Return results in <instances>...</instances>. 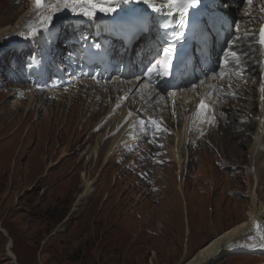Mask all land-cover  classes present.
I'll return each instance as SVG.
<instances>
[{
    "label": "rangeland",
    "instance_id": "374dc122",
    "mask_svg": "<svg viewBox=\"0 0 264 264\" xmlns=\"http://www.w3.org/2000/svg\"><path fill=\"white\" fill-rule=\"evenodd\" d=\"M23 1L25 4L15 0L12 4L14 7L21 5L25 13L29 2ZM4 5H0L2 12L5 11ZM2 12L0 31L7 29V22H10L3 19L5 16H2ZM79 20L84 23V32L95 28L94 23L85 17L75 21L58 19L49 26L60 38L54 48L61 51L64 48L61 41L65 37L80 33L78 28L75 32L71 27H79ZM13 25L14 22L10 24ZM65 31H68V35ZM22 36L10 38L9 42L6 41L7 45L0 48V199H3L4 205H0V221L15 243L14 252L18 255L19 264H185L189 255L181 258L184 231L189 233L187 246L193 257L216 236L233 230L247 220L249 193L253 191L255 183L250 177L246 178L243 172L252 156L249 155V148L254 134L255 109L245 115L246 111L239 107L238 113L243 114L250 123L246 127L245 139L237 138V151L232 144L228 145L230 148L223 149L225 155L219 151L223 162H228V165L222 162L224 165L217 170L208 162L212 149L199 147L195 152V148H190L183 201L177 193L173 176L175 167L164 152L160 153L161 159H155L153 147V151L150 149L147 155L149 159L141 160L142 165L129 163L134 151H120L115 152L99 170L104 147L120 130L109 137L107 133L105 135L96 130L95 126L105 115L109 104L115 103V92L121 95V86L117 82L107 84L106 88L104 85L103 92L95 93L94 97L89 89L102 86L101 83L77 81L70 87L58 89L55 96L51 87L35 91L22 87L26 82L32 85L33 71L41 69L32 66L33 60L29 64L32 54L25 53L23 56L18 51L22 58L12 54L10 42L23 44L25 39ZM46 36L47 33L29 39L37 43L43 41L46 47ZM33 50L34 46L30 52L33 53ZM57 56H52L51 64L60 62ZM60 57L63 55L60 54ZM19 59L21 62L17 65ZM27 77L30 78L26 82L22 81ZM248 81L243 80L240 87L235 86L240 88L243 96L248 87L243 84ZM61 90L64 93L61 94ZM45 91H49L51 98L42 101L40 93ZM97 96L103 100L105 112L93 115L91 108L96 106L94 99ZM139 96V93L133 92L128 100L138 104ZM236 99L245 101L239 94H236ZM252 103H255V97ZM161 107L154 106L149 111L154 116L158 112L161 115L160 111H156ZM169 108L165 105L167 114L171 113ZM146 113L136 112L140 118ZM166 118L169 116H164ZM233 120L234 117L231 123ZM225 124L228 125L227 122ZM102 133V141L105 142L100 143L97 156H86L96 144V137ZM20 141L24 144H20ZM196 155H203L207 160L205 164L197 165ZM58 161L62 162L57 166ZM52 163L55 169L41 179L42 169L45 167L46 170ZM153 172L165 174L163 180L153 179ZM81 175L90 182L92 192L88 198L76 201L80 191H84ZM259 182L256 190L259 189L257 193L260 192L262 196L264 173ZM16 201L20 212L9 208ZM213 230L214 238L210 237ZM257 245L254 244V251L229 249L231 251L223 253L210 264H264V251H256L260 244ZM6 250L7 240L0 234V264H12Z\"/></svg>",
    "mask_w": 264,
    "mask_h": 264
},
{
    "label": "bare ground",
    "instance_id": "6f19581e",
    "mask_svg": "<svg viewBox=\"0 0 264 264\" xmlns=\"http://www.w3.org/2000/svg\"><path fill=\"white\" fill-rule=\"evenodd\" d=\"M13 1L14 0H0V5H3L5 3V11H1L2 7L0 9V12L3 13L2 16H5L3 19H7V21H10L7 22V29L5 28L0 31V39H2L0 41V46H2L3 43L6 41L9 42L10 38H16L19 35H23L22 37L26 38V34L29 32L30 28H35L39 30L43 27V25L40 24L38 21V13L35 7L33 6V2H29L28 7L24 13V10L22 11L21 5L20 7H14V5L12 4ZM15 1H17L19 4H25L23 0ZM48 3H55V0H45V4ZM259 3L260 0H253L252 6L247 5L248 9L252 10L251 13H249V15L247 16V18H249L248 23L243 26L245 29H248L250 27L254 28L258 24V13L256 11L255 6ZM13 8L15 9L12 13L11 10ZM145 8L146 6L142 4L125 3L124 0H121V9H123V11H120V14L118 16H105L103 13L97 12L96 18L94 20L89 19L88 21H92V23H94L95 25V28H100L101 19H122L127 15L128 10L130 9L144 11ZM19 10L21 12L18 14ZM84 10H86V8L78 9V11ZM39 11L44 12V9H40ZM53 11L55 12L53 22L57 21L58 19L75 21L80 17H83L78 13H73L71 11V7L64 8L62 4L60 5V8L58 10L54 9ZM150 11L151 10L145 12V15H147ZM227 15H229V13ZM12 22H14V25L10 26ZM71 27L73 29L72 31L76 32V28L78 27H75L74 25H72ZM82 27H84V23L82 24ZM111 29L113 30L114 27ZM84 31H86L85 27L80 29V33H83ZM75 32L72 33L74 34ZM45 34L46 33H42L35 37L27 38H39ZM65 39L66 37L63 39V41H65ZM61 51H58V48H53L51 56L56 57V55H58L57 57L59 58H57V60H59L60 62H58L57 65L60 66L61 70L66 73L68 69L72 68V63L67 58V55L64 52V48ZM60 54L63 55L62 58L60 57ZM50 59L52 60L53 58L51 57ZM51 60L45 62L48 64L46 70L51 64ZM64 65H68L67 68L64 67ZM191 66L194 67V65ZM248 68L250 70V73L247 77L250 78V80L247 83L243 84L248 86L245 89L246 94L243 96L244 93L241 94L242 91L240 90V92H238L236 88V91L233 92L235 93V95L239 94L240 96H242L245 101L240 102V100L238 101L236 99L234 101L227 102L226 104H223L226 102V100L220 101L218 105H215L213 103L212 107L214 108L215 120L213 126L211 127L206 121L207 119L212 118V113L209 112L207 109L204 112H201L200 114H198L197 112L195 100H197V98L202 95V92L194 89L189 90L187 93H180L179 95H177V98L180 101H177L172 104L171 99L170 101L168 99L160 101L156 97V95H154L150 90L143 88L141 85L137 90L136 83L134 82V80L124 81L125 84H122L119 89V93L121 95L115 92L116 101L113 104H109V107L106 112L105 109L103 110V100L99 96L94 99V101L96 102V106L91 108L93 115H99L100 113L103 114L105 112V115L101 118L100 121H98L96 126L94 125L96 127V130L105 133V135L107 133V136L109 137H111L116 131L120 130L116 135H113V137L108 141V143L104 147L105 151L100 161L99 170L105 166L107 161L114 155L115 152L120 151H134V157L132 159H129V163L138 162L139 165H142L141 160L143 158H148L147 155H149V151L153 147L156 151L155 159H161L160 153L164 152L167 154L170 162H172V166L175 167L173 171V176L178 187L177 193L182 197L183 201H185V176L189 171L188 163L190 148H195V152L199 149V147H202L204 150L212 149L213 153L210 154V156L208 157V162L210 164L212 163L211 165L217 168V170L221 168L224 164L228 165V162H223L222 155L220 154V152L223 151V154L225 155L224 150L225 148H230L228 147L229 144H232L235 150L238 149L237 147L239 145V141L237 140V138L240 137L241 139H245V137L247 136L246 127L248 126L247 124L250 123V121L245 120L243 114L241 115L240 113H238V111L240 110L239 107H243L242 109L246 111L245 115H248L249 113H251L252 109H255V113L253 111V116H255V123L253 126L254 134L251 137L252 142L249 148V155L251 154L252 156L250 155L251 160L248 161L249 164L243 172L246 178L250 177V179H252L255 183L253 191H250L249 193L248 206L246 212L247 220L245 222H241L233 230L226 231L224 234L217 238L215 237V239H213L209 244L205 245L199 251H197L196 254L191 257L185 264H210L215 259L220 258L223 253H227V251L236 249L254 251V244H260V246L262 244L261 247L259 246V248L257 247L258 249L256 248V251H264V239L261 238L264 237V194H262L261 196L259 195L260 192L257 193L259 189L256 190L259 187V180L262 177V174L264 173V99H262L264 93H261L260 91L261 85L258 80V67H255L254 60H251L248 63ZM254 75L256 76L255 78ZM73 83H71V85H73ZM233 84L235 86H240V82H234ZM71 85L67 83L63 88H67V86L70 87ZM133 92L134 94L139 93L140 95L138 104H136V101L135 103H133L132 101L128 100L129 95ZM27 96L32 95L28 94ZM254 97L255 103H252ZM39 98L40 100H42V97ZM87 98H89V95ZM171 98H173V96H171ZM108 99H110V95H108ZM32 103L33 101H31V104ZM165 105L166 107L170 106V114H167V112L165 111ZM14 106L20 107L19 104H14ZM154 106H162L161 109L163 111L160 112L161 116H169V118H166L165 121L161 117V125L159 126L164 129L163 131L157 132L155 131V128L152 129L151 121L155 120V116L149 110ZM170 108L168 109L169 111ZM138 110L142 112L147 111V113L143 115L142 118H140L136 114ZM223 112H226L227 116V118L224 120L223 116L221 115V113ZM144 117L146 118V121H149L147 123V134H145L143 128H139L140 120ZM233 117V122L229 125H226L225 123L227 121H232ZM216 123L217 125H215ZM133 125H136V127L134 128ZM137 128H139V130H137ZM103 133L99 134V136L96 137V144L90 149V152L86 156H97V153L99 151L98 149L100 148V143L102 142L103 144L105 142L102 141ZM146 139L148 140V142L144 144L147 141ZM117 158L121 160L119 156H117ZM223 158L227 160L225 156H223ZM195 159L197 165H203L207 161L205 160V157L203 155H196ZM222 162L224 164H222ZM152 175L154 176L153 179L155 180H163L165 174L163 175V173L153 172ZM81 177L82 187H84V191L78 196V199H82L85 197L88 198L92 192L90 182L86 180L84 175H81ZM237 233L238 235H236ZM232 237H234V239ZM225 243L229 244L223 246L225 245ZM12 245L13 243L11 240V243H8V248L10 246V249L8 250L9 254H13L11 252ZM260 248L263 249L260 250Z\"/></svg>",
    "mask_w": 264,
    "mask_h": 264
},
{
    "label": "snow or ice",
    "instance_id": "6c2138e0",
    "mask_svg": "<svg viewBox=\"0 0 264 264\" xmlns=\"http://www.w3.org/2000/svg\"><path fill=\"white\" fill-rule=\"evenodd\" d=\"M125 3H135L142 4L146 6L144 11L137 9H130L125 17L122 18L121 22L114 27L113 31L116 36L120 38L123 46L127 48L130 44L135 46V44L143 38L146 32L152 31L153 22L145 15V12L151 10L152 13L162 12L165 16H179L178 21H173L176 28L172 31L171 36L168 35V31L171 28V24L165 20L163 23L157 25V30L160 34V41H157V52L153 60L149 61L145 66L143 73L141 74L140 80L136 81V88L139 89L140 85L146 79L149 84L154 77L161 78L165 76H172L176 72L182 71V68L187 66V61L190 58L187 49L180 51L176 47V41L179 38L185 40L189 39L188 32L191 33V43L193 47V53L191 59H196V47H199L201 52L204 51L207 46V37L212 34V27L215 26L216 19L222 17L225 13L222 9L231 7L234 0H124ZM244 2L252 6L253 0H244ZM35 9L38 13V21L43 27L39 30L35 28H30L29 32L26 34L27 37H35L42 33H47L46 36V47L40 52L35 53L29 58V64L36 58L47 57L51 55V52L58 39V34H54L49 26L53 25V18L55 12L58 10L62 4L64 8L71 7L73 13H78L79 15L86 17L88 19H95L97 12L103 13L105 16L119 15L121 9V0H55V3L45 4V0H34ZM159 5V6H158ZM79 8H86L84 11H78ZM40 9H44V12H40ZM173 9H176L174 12ZM191 10V12H190ZM264 12V7L261 8ZM154 19V18H153ZM188 29V32L185 31ZM239 28L233 25V35L234 39L230 40L225 46L218 57V62L215 67H211L208 72L205 73L206 79H212L219 77L220 80H229L226 89H231L235 85L230 81V73L226 69H231L235 72L240 61V56L245 53L236 50V44L242 39L249 38L241 37L237 35ZM258 35V39H256ZM88 38L80 34L78 40H73L69 38L64 41L65 54L69 59H71L75 54V49L73 48L74 43H79L80 41H86ZM252 40H255L257 44L260 45L261 54L264 55V23L261 24L259 32L253 31L249 38V48L253 45ZM162 42V43H161ZM83 47V45H81ZM90 48H101L100 43H93L89 46ZM94 55H99V53H94ZM259 59V58H258ZM123 63V61H121ZM127 68L128 65H125ZM203 84L204 81H200ZM199 87V84L196 85ZM221 87H224L221 85ZM225 89V90H226ZM261 93H264V85L260 88ZM215 93L209 91L207 97H214ZM235 95V93H232ZM126 99V98H124ZM264 99V96H262ZM212 113V118L207 119L209 126L214 124V108L210 100H201L197 112L200 114L205 110ZM144 119L140 120L139 128H143L145 134H147V123ZM154 125L155 131H163L159 124L155 120L151 121ZM135 128L136 125H133ZM137 128V130H139ZM264 239V237H261Z\"/></svg>",
    "mask_w": 264,
    "mask_h": 264
},
{
    "label": "trees",
    "instance_id": "16d2710c",
    "mask_svg": "<svg viewBox=\"0 0 264 264\" xmlns=\"http://www.w3.org/2000/svg\"><path fill=\"white\" fill-rule=\"evenodd\" d=\"M55 217H56V219H59V216H56V215H55ZM59 220H60V219H59ZM182 240H183V239H182Z\"/></svg>",
    "mask_w": 264,
    "mask_h": 264
},
{
    "label": "water",
    "instance_id": "95a60500",
    "mask_svg": "<svg viewBox=\"0 0 264 264\" xmlns=\"http://www.w3.org/2000/svg\"><path fill=\"white\" fill-rule=\"evenodd\" d=\"M0 232H2V231L0 230Z\"/></svg>",
    "mask_w": 264,
    "mask_h": 264
}]
</instances>
